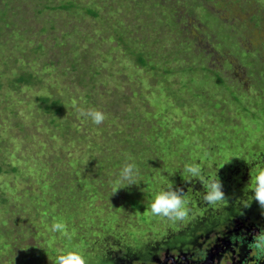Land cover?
<instances>
[{
  "label": "rangeland",
  "instance_id": "374dc122",
  "mask_svg": "<svg viewBox=\"0 0 264 264\" xmlns=\"http://www.w3.org/2000/svg\"><path fill=\"white\" fill-rule=\"evenodd\" d=\"M253 157L264 160V0H0V229L22 244L0 249L3 264L30 259L24 245L54 222L87 264H217L230 252L227 264H244L231 237L264 228L246 191L213 222L186 197L180 229L148 215L145 195L192 178L186 163L215 177ZM126 162L136 184L114 193Z\"/></svg>",
  "mask_w": 264,
  "mask_h": 264
},
{
  "label": "trees",
  "instance_id": "16d2710c",
  "mask_svg": "<svg viewBox=\"0 0 264 264\" xmlns=\"http://www.w3.org/2000/svg\"><path fill=\"white\" fill-rule=\"evenodd\" d=\"M89 12L94 14V12L92 11H89ZM137 56H138V60L140 64L145 65L142 55H137ZM32 76L33 75H21L15 80V82L33 85ZM218 80H219V83L222 82L221 78ZM39 102H40L39 106L44 107L43 109L45 110V112L47 111V112H53L56 114H60L62 111L60 102L56 100H51L49 98L42 97L39 99ZM243 111L246 112V109H243ZM254 115L256 114L253 113V116ZM233 166H234L233 168L221 169V171L217 170V174L215 177L214 176L210 177L206 175V177H209V178H218L222 182L223 191L225 192V195L227 197L226 201L218 202L216 204H206L203 200L206 189L199 182L198 178H195V177L194 178L192 177L190 179L186 177L184 178L176 177L172 181L167 182L164 187L166 189H168L169 187H173L174 189L183 188L184 193L186 194L185 198L188 197L191 200L192 206H194V208H198V211L201 212L200 213L201 217L206 219L207 222H213L217 220V218L223 215H226L225 213V210L227 209L226 207H230L231 201H234L235 198H236L235 201L238 200L237 199L238 194H239V197L244 196V194L242 193V189L246 191V195L243 198V201H245L246 197L248 196L251 199L250 202L252 203L254 202L253 204H257V202L252 200L253 184L251 182V176H254L256 174L257 168H264V160H261L259 157H256L255 159L254 157L253 159H242L241 161H238V163H236ZM10 171L17 172L18 170L16 167H14L12 170H6V172H10ZM202 172L205 173V170H202ZM1 173H2V170L0 168V174ZM152 179L155 180L156 179L155 176ZM152 179L149 182L145 183V188L149 189L150 187L149 184L150 182H152ZM235 182H237L238 184H235ZM196 184L197 186L195 187ZM159 191H161V189L153 190L154 193L159 192ZM154 193L145 195L146 197L148 196L147 200L152 202V200L154 199V196H153ZM73 194L76 195V193H73ZM130 203H131L132 208H134V210L139 208L140 205H144L142 200L140 201L132 200L130 201ZM195 204L197 205V207H195ZM225 204H227L226 207L224 208L220 207V206H224ZM146 210L147 209H145L144 211ZM219 211H222V212L220 213ZM202 214H204V216H202ZM6 221H7L6 219L3 220V222H6ZM12 221L14 222L15 220H12ZM180 223H182V221L176 222L177 224L176 229L181 228L179 226ZM104 226L105 225L103 224L102 227ZM40 234H41L40 230L38 231V233H32L33 235L32 238L35 239L36 243H33V244L27 243L24 245L22 249L30 255L29 257L30 259H27L26 257H22V259L18 258L19 260H17L18 262L17 264H55V259L57 255L63 252H67L70 249V247L73 245L77 247L79 246V243L75 242V239H73V243L70 242V244H67L66 238H64L63 234L60 232L50 231L47 235H45L44 233L43 235H40ZM76 236L78 239L80 238L82 241H84V238L81 237V235L77 234L75 235V238ZM180 238H186V235L183 233H180L177 235L176 238L172 237V239H177V240H180ZM248 240H251V238L248 237ZM12 242L13 244H11ZM15 242L17 241L16 239H12V237H10V230L8 228L0 229V249L2 247L7 248L9 251L14 253L15 250H20L19 247H21L22 245L21 243L20 245L18 242L17 243ZM10 245H12V247ZM247 251L248 249L246 245L243 247H239V252H238L239 258L244 259L245 261L246 256L248 255ZM78 252L82 254L83 256H86L84 252L79 251V250ZM91 255L94 258L97 257V253L95 252L93 253L91 252ZM261 261L264 262V260H261ZM254 262L255 264H260V261L258 262L254 261ZM0 264H3V262L0 261Z\"/></svg>",
  "mask_w": 264,
  "mask_h": 264
},
{
  "label": "clouds",
  "instance_id": "9594fccd",
  "mask_svg": "<svg viewBox=\"0 0 264 264\" xmlns=\"http://www.w3.org/2000/svg\"><path fill=\"white\" fill-rule=\"evenodd\" d=\"M76 106V102H73ZM80 117L89 120L93 125L99 126L104 123L106 115L104 112L96 108H82L76 107ZM130 159V158H129ZM183 172L190 177L198 178L199 182L206 189L203 200L206 204H216L218 202L226 201L227 197L223 191V184L218 178H209L202 174V169L199 163H186L183 166ZM139 170L134 163H125L120 169L118 175L113 181L116 193L122 189L120 185H127V187L135 185ZM252 200L257 202L260 214L264 217V168H258L256 174L251 176ZM186 194L183 188L169 187L166 190H161L156 193L154 199L148 206L147 214L152 217L165 218L172 222L185 220L190 213V208L187 207L185 199ZM245 208L250 207V204L244 205ZM52 232H60L68 236L66 225L61 222H54L51 225ZM71 239L70 236H68ZM231 241L234 246H247L249 250V257L245 259L244 264H249V259L254 261L264 260V228L258 232L251 234V240L245 234L233 235ZM55 264H87L84 256L78 251H67L57 255ZM223 264V258L219 261Z\"/></svg>",
  "mask_w": 264,
  "mask_h": 264
},
{
  "label": "flooded vegetation",
  "instance_id": "af4514ba",
  "mask_svg": "<svg viewBox=\"0 0 264 264\" xmlns=\"http://www.w3.org/2000/svg\"><path fill=\"white\" fill-rule=\"evenodd\" d=\"M238 248V247H237ZM247 254H249V250L247 251ZM229 256V257H228ZM223 258V264H227V263H232V261H236L237 263V259H236V255H234V253L230 252V253H226V254H221L219 256V259L216 260V263L219 264V261ZM230 260H229V259Z\"/></svg>",
  "mask_w": 264,
  "mask_h": 264
}]
</instances>
